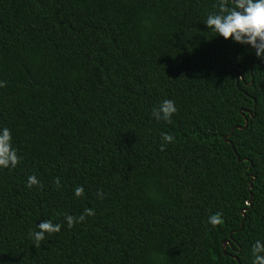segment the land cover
Returning a JSON list of instances; mask_svg holds the SVG:
<instances>
[{
	"label": "trees",
	"instance_id": "obj_1",
	"mask_svg": "<svg viewBox=\"0 0 264 264\" xmlns=\"http://www.w3.org/2000/svg\"><path fill=\"white\" fill-rule=\"evenodd\" d=\"M217 2L0 0V129L21 157L0 168V264H252L264 58L204 24ZM44 220L61 230L34 247Z\"/></svg>",
	"mask_w": 264,
	"mask_h": 264
},
{
	"label": "clouds",
	"instance_id": "obj_2",
	"mask_svg": "<svg viewBox=\"0 0 264 264\" xmlns=\"http://www.w3.org/2000/svg\"><path fill=\"white\" fill-rule=\"evenodd\" d=\"M213 8L218 11L210 12L204 24L212 29L217 35L225 40L231 39L235 43L250 45L258 58H264V0H218ZM6 86V82L0 81V87ZM177 112L175 102L171 99H164L152 109V116L156 120H163L171 123V117ZM160 150L165 149L166 144L174 142V137L168 133H161ZM21 157L18 150L12 146L11 130L7 127L0 129V168H15L20 163ZM56 188L60 187V178L54 180ZM28 188L33 186L42 188L43 185L33 174L27 177ZM74 195H84L83 186L74 189ZM98 198H103L102 192H97ZM95 215L94 210L85 208L79 216L64 214V219L69 228L76 223H81L86 216ZM208 223L214 228L223 223L222 213L217 212L208 218ZM62 225L53 223L51 220L41 222L37 230H30L29 238L34 241V247H40L45 239V234L59 233ZM252 264H264V242L257 240L252 245Z\"/></svg>",
	"mask_w": 264,
	"mask_h": 264
},
{
	"label": "water",
	"instance_id": "obj_3",
	"mask_svg": "<svg viewBox=\"0 0 264 264\" xmlns=\"http://www.w3.org/2000/svg\"><path fill=\"white\" fill-rule=\"evenodd\" d=\"M250 48H252V47L250 46ZM254 54H255V50H254ZM239 78H240V79H243V78H242V73H241V72L236 73V84H237V81L239 80ZM248 113H249V115H250V118H253V115H251V112H248ZM247 124H248V121H247V119L245 118V124H244V126H243V127H237L236 129H239V130L245 129L246 126H247ZM232 132H233V130H231L229 136L232 134ZM227 243H228V242H226V241H223V242H222V245H223L224 248H225V246H226Z\"/></svg>",
	"mask_w": 264,
	"mask_h": 264
}]
</instances>
